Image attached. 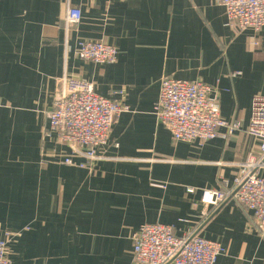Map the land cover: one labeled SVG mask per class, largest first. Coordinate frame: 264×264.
I'll list each match as a JSON object with an SVG mask.
<instances>
[{
	"label": "crops",
	"instance_id": "obj_1",
	"mask_svg": "<svg viewBox=\"0 0 264 264\" xmlns=\"http://www.w3.org/2000/svg\"><path fill=\"white\" fill-rule=\"evenodd\" d=\"M69 7L82 19L67 31ZM228 23L220 0H0V238L11 235L12 264H133L146 223L220 242L217 264H264L252 213L235 199L201 200L204 189L232 188L259 154L246 128L264 95V27ZM82 40L116 46L117 62L81 59ZM64 75L128 107L85 168L65 164L69 147L45 131ZM165 77L215 88L222 116L241 129L176 141L155 114Z\"/></svg>",
	"mask_w": 264,
	"mask_h": 264
},
{
	"label": "built area",
	"instance_id": "obj_2",
	"mask_svg": "<svg viewBox=\"0 0 264 264\" xmlns=\"http://www.w3.org/2000/svg\"><path fill=\"white\" fill-rule=\"evenodd\" d=\"M232 27L237 30L264 27V0H220ZM82 10L69 7L66 16L67 31L81 22ZM256 44H258L256 42ZM77 54L81 59L97 64L117 62L119 50L101 40H82ZM128 110L120 101L100 95L94 84L85 79L64 75L60 78L54 106L47 112L49 127L46 132H57L69 147L63 162L78 167H89L102 158L111 130L119 116ZM159 124L167 128L176 141H199L201 144L218 136H230L241 129L238 119L227 120L221 114L220 94L201 80H179L165 77L155 105ZM226 133L222 134L221 130ZM49 130V131H48ZM246 131L259 140V154H249L227 191L204 189L201 200L207 205L220 206L235 199L252 213L258 229L264 234V95L252 99L251 118ZM77 159H80L79 161ZM193 192V188H187ZM11 235L0 238V264H12L8 255ZM133 264H217L225 253L223 245L189 232L178 236L174 226L146 223L134 235Z\"/></svg>",
	"mask_w": 264,
	"mask_h": 264
}]
</instances>
